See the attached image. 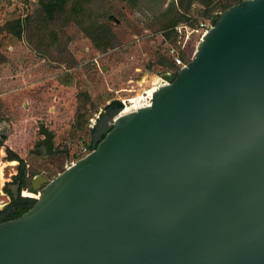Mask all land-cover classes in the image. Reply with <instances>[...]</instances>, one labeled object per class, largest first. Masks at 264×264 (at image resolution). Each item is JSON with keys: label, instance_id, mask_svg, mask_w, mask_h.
Returning <instances> with one entry per match:
<instances>
[{"label": "water", "instance_id": "water-1", "mask_svg": "<svg viewBox=\"0 0 264 264\" xmlns=\"http://www.w3.org/2000/svg\"><path fill=\"white\" fill-rule=\"evenodd\" d=\"M162 76L149 105H108L91 151L0 222V264H264V0L224 9Z\"/></svg>", "mask_w": 264, "mask_h": 264}, {"label": "rangeland", "instance_id": "rangeland-1", "mask_svg": "<svg viewBox=\"0 0 264 264\" xmlns=\"http://www.w3.org/2000/svg\"><path fill=\"white\" fill-rule=\"evenodd\" d=\"M237 2L67 0L50 20L41 0H0V211L19 162L9 160L11 150L26 180L40 171L51 180L83 156L92 121L111 102H143L139 96L176 71L174 57L193 55L202 32ZM41 125L53 134L52 153L37 146Z\"/></svg>", "mask_w": 264, "mask_h": 264}, {"label": "flooded vegetation", "instance_id": "flooded-vegetation-1", "mask_svg": "<svg viewBox=\"0 0 264 264\" xmlns=\"http://www.w3.org/2000/svg\"><path fill=\"white\" fill-rule=\"evenodd\" d=\"M39 145L43 146V149L46 152V148L41 142L37 146L39 147ZM52 151H53V147H52ZM36 153L38 154L39 152L36 150ZM16 161L17 160H13L12 163H15ZM21 168H22V164L18 162L16 175H14L11 179H8L5 185V191L7 192L6 197L8 198V201H4L3 207L8 204H9V207L8 209H5V211H0L2 212V215L0 216V218L10 214V209L14 205L18 209H24L29 204V202H27V199H31L30 196L35 197V194L33 193L38 190V189H35L33 185H42L43 183L40 184V182L43 179H47L43 175L44 173L43 171L33 174L28 180L25 179L26 173L23 178L18 177ZM26 184H28V186ZM25 192H28V193H25Z\"/></svg>", "mask_w": 264, "mask_h": 264}, {"label": "trees", "instance_id": "trees-1", "mask_svg": "<svg viewBox=\"0 0 264 264\" xmlns=\"http://www.w3.org/2000/svg\"><path fill=\"white\" fill-rule=\"evenodd\" d=\"M240 0H238L239 2ZM67 0H41V8L43 9V11L45 12L46 16L50 19V20H54L56 18V15L60 12H62L64 10V6L66 4ZM237 2V3H238ZM215 19V18H214ZM213 19V20H214ZM0 30H3V27L0 26ZM19 33V31H17ZM2 55L0 54V62L2 61ZM190 60V57L188 56L186 58V60H184L185 62H188ZM177 71V69H176ZM176 71L173 74V76L175 75ZM111 104H115L119 107H123L122 103L120 101H113L111 102ZM110 105V104H109ZM90 132L92 133V128H90ZM3 138H6L5 136H3ZM90 147V143L88 145ZM9 160H17L19 161V163L22 164V168L20 169L19 172V176L23 178L25 176V168L23 165V161L21 159H19V157L15 154V153H11V156L9 157ZM27 202H29V204L24 208V209H18L15 205L10 209V214L0 218V222L6 221V220H10V219H14L18 216H20L21 214H23L25 211H27L34 203H35V199H27ZM2 215V212H0V216Z\"/></svg>", "mask_w": 264, "mask_h": 264}, {"label": "built area", "instance_id": "built-area-1", "mask_svg": "<svg viewBox=\"0 0 264 264\" xmlns=\"http://www.w3.org/2000/svg\"><path fill=\"white\" fill-rule=\"evenodd\" d=\"M201 26H203V24H201ZM211 25H209V27H210ZM208 27V28H209ZM182 28H184V26L183 25H179V26H177V27H175V30H177V32L178 33H182ZM207 28V29H208ZM195 32H198V30L197 29H195L194 30ZM207 30H204L203 32H202V34H201V36L206 32ZM184 45H182V47H183ZM171 53L173 52V49L170 51ZM191 57H192V55L190 56V59H191ZM174 61H175V65L177 66V69L178 68H180V67H183L184 65H185V61L184 60H182L181 58H179V57H174ZM167 83V81L164 79V78H162V77H160L159 78V81L154 85V88L156 89L158 86H160V85H163V84H166ZM151 95H152V93H151ZM151 95H145V98H144V101H145V103H147L146 105H149L150 104V102H151ZM120 102L122 103V105H123V108L124 107H126V104H130V102L128 101V99L127 98H123V99H120ZM96 123V119H94L93 121H92V123H91V125H90V127L92 128L93 126H94V124ZM80 154H82L83 156L84 155H86V154H88L90 151H91V148L88 146V145H83L81 148H80ZM77 154H79V153H77ZM75 162V160H72L71 162H70V164H72V163H74Z\"/></svg>", "mask_w": 264, "mask_h": 264}, {"label": "bare ground", "instance_id": "bare-ground-1", "mask_svg": "<svg viewBox=\"0 0 264 264\" xmlns=\"http://www.w3.org/2000/svg\"><path fill=\"white\" fill-rule=\"evenodd\" d=\"M163 78V76H162ZM155 90L154 87H151L150 89H148L147 91L144 92V94L146 95H151V93ZM141 99L144 100L145 96H139ZM147 103H145V101H138L135 105H132L130 108H123L122 110V113H125V112H129V111H132L134 109H137L138 107H141V106H145ZM35 197L37 198L38 195H35Z\"/></svg>", "mask_w": 264, "mask_h": 264}, {"label": "crops", "instance_id": "crops-1", "mask_svg": "<svg viewBox=\"0 0 264 264\" xmlns=\"http://www.w3.org/2000/svg\"><path fill=\"white\" fill-rule=\"evenodd\" d=\"M40 129V128H39ZM47 129V128H46ZM48 131H50L49 129H48ZM51 132V131H50ZM52 133V132H51ZM43 136V135H42ZM44 137V136H43ZM43 139V138H42ZM52 142H53V134H52ZM11 150V149H10ZM11 152H13V153H15L14 151H12L11 150ZM16 155H17V153H15ZM18 156V155H17ZM21 158H23V156H21Z\"/></svg>", "mask_w": 264, "mask_h": 264}]
</instances>
